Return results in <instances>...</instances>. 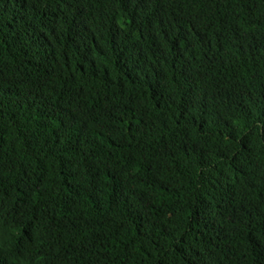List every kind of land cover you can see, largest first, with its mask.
<instances>
[{
  "label": "trees",
  "instance_id": "trees-1",
  "mask_svg": "<svg viewBox=\"0 0 264 264\" xmlns=\"http://www.w3.org/2000/svg\"><path fill=\"white\" fill-rule=\"evenodd\" d=\"M0 264H264V0H0Z\"/></svg>",
  "mask_w": 264,
  "mask_h": 264
}]
</instances>
